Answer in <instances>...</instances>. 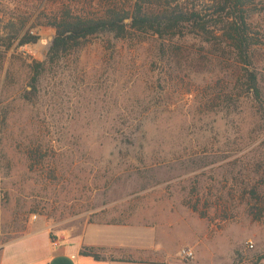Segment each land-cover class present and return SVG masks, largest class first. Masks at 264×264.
Instances as JSON below:
<instances>
[{
  "label": "rangeland",
  "instance_id": "rangeland-1",
  "mask_svg": "<svg viewBox=\"0 0 264 264\" xmlns=\"http://www.w3.org/2000/svg\"><path fill=\"white\" fill-rule=\"evenodd\" d=\"M0 1V246L39 221L131 223L168 230L167 254L192 249L175 264H264V0L246 63L192 35H97L50 57L43 2ZM9 16L37 42L6 46Z\"/></svg>",
  "mask_w": 264,
  "mask_h": 264
},
{
  "label": "trees",
  "instance_id": "trees-1",
  "mask_svg": "<svg viewBox=\"0 0 264 264\" xmlns=\"http://www.w3.org/2000/svg\"><path fill=\"white\" fill-rule=\"evenodd\" d=\"M43 8L35 16L33 27L54 30L48 55L57 57L79 49L88 38L111 35L117 39L151 35L159 40L183 38L189 35L210 39L224 38L239 61L246 63L254 44L249 30L254 0H35ZM0 3H2L0 1ZM0 11L5 6L0 4ZM27 18V17H26ZM26 20L9 16L4 28L6 46L34 44L36 34L24 30ZM41 66L42 62H36ZM249 94L257 104L262 103L256 77L248 74ZM252 194L255 192L251 191ZM197 210L196 207H193ZM262 213V210L260 211ZM259 213V215H261ZM202 215V214H201ZM258 215V216H259ZM83 254L94 257L92 247Z\"/></svg>",
  "mask_w": 264,
  "mask_h": 264
},
{
  "label": "crops",
  "instance_id": "crops-1",
  "mask_svg": "<svg viewBox=\"0 0 264 264\" xmlns=\"http://www.w3.org/2000/svg\"><path fill=\"white\" fill-rule=\"evenodd\" d=\"M164 231L131 223H90L67 234L39 221L21 238L0 246V264H175L172 259L182 247L167 254L158 238L169 234ZM84 247H92L96 257L83 254Z\"/></svg>",
  "mask_w": 264,
  "mask_h": 264
},
{
  "label": "built area",
  "instance_id": "built-area-1",
  "mask_svg": "<svg viewBox=\"0 0 264 264\" xmlns=\"http://www.w3.org/2000/svg\"><path fill=\"white\" fill-rule=\"evenodd\" d=\"M247 245L250 248L253 246L251 242H248ZM178 254H179V257L182 259L191 260L194 258V252L192 251L191 248H188V247L180 248Z\"/></svg>",
  "mask_w": 264,
  "mask_h": 264
}]
</instances>
